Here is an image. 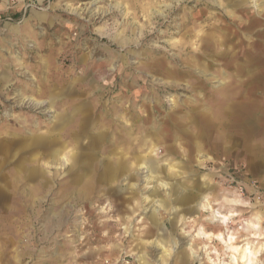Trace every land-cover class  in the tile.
Listing matches in <instances>:
<instances>
[{
	"label": "rangeland",
	"instance_id": "rangeland-1",
	"mask_svg": "<svg viewBox=\"0 0 264 264\" xmlns=\"http://www.w3.org/2000/svg\"><path fill=\"white\" fill-rule=\"evenodd\" d=\"M246 250L264 264V0H0V264Z\"/></svg>",
	"mask_w": 264,
	"mask_h": 264
},
{
	"label": "bare ground",
	"instance_id": "bare-ground-1",
	"mask_svg": "<svg viewBox=\"0 0 264 264\" xmlns=\"http://www.w3.org/2000/svg\"><path fill=\"white\" fill-rule=\"evenodd\" d=\"M65 105V104H64ZM68 105V104H67ZM70 107V106H69ZM87 113H88V111H87ZM86 116V115H85ZM83 117L84 119H86V117ZM78 117H80V115L78 116ZM78 120H79V118H78ZM80 121H81V119H80ZM76 125V124H75ZM74 126V125H73ZM68 131H69V129H68ZM71 132V131H70ZM67 137V136H66ZM65 137V138H66ZM88 137V136H87ZM68 138H69V136H68ZM67 138V139H68ZM73 139V138H72ZM71 140V139H70ZM65 141V140H64ZM86 142V141H85ZM104 145V144H103ZM82 146V144L81 143H78L77 144V150L80 148ZM103 148V147H102ZM57 152V151H56ZM67 154V153H66ZM80 154L81 153H75V152H73V154L70 156V159H68V158H66V157H64V158H62V164L64 165V166H66L67 165V169L69 168V171L68 172H72L73 171V168H74V160H77L79 157H80ZM95 155H98V154H94V156ZM89 155L87 154H83L81 157H84V159L85 158H87ZM82 160V162H84V163H82V165H79L78 166V169H81L82 167H87V166H89L90 164H92V163H89L90 161H88V163L87 164H85V160ZM57 161H59V157H58V154L56 153V155H55V158H54V162L56 163ZM119 161V160H118ZM78 162V161H77ZM53 163V162H52ZM55 163H54V165H55ZM68 163H69V165H68ZM97 164V163H96ZM53 165V164H52ZM62 165V166H63ZM61 166V165H60ZM56 169H58V168H56ZM103 169V168H102ZM104 170H105V168H104ZM100 171V170H99ZM99 173V172H98ZM95 174V173H94ZM96 175V174H95ZM66 177H68V176H66ZM65 177V178H66ZM98 177V176H97ZM104 179V178H103ZM114 179V178H113ZM93 180V179H92ZM95 180V179H94ZM58 181V180H57ZM63 181V180H62ZM64 181H65V179H64ZM63 181V182H64ZM60 182V181H59ZM94 182V181H93ZM92 182V183H93ZM68 183V182H67ZM69 184V183H68ZM67 184V185H68ZM90 184V181H86V183H85V187L84 188H86V187H88V185ZM94 184V183H93ZM56 186V185H55ZM58 186V185H57ZM72 187V186H71ZM70 187V188H71ZM56 189H57V187H56ZM72 189V188H71ZM56 191V190H55ZM51 192H54V191H51ZM55 195V194H54ZM89 197L87 196V199H88ZM82 201V200H81ZM54 207V206H53ZM58 208V207H57ZM67 209V207L64 209V211ZM104 216V215H103ZM59 217V216H58ZM219 218H221V217H219ZM57 219V218H56ZM59 222V221H58ZM250 255H251V251H249V250H246L245 252H244V254H243V258H244V262H245V264H251L250 263V260H249V258H250ZM234 260H236V259H234ZM237 261V260H236Z\"/></svg>",
	"mask_w": 264,
	"mask_h": 264
}]
</instances>
